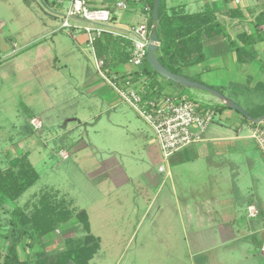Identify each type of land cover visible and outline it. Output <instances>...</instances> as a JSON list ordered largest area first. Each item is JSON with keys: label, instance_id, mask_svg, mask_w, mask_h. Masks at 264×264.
Instances as JSON below:
<instances>
[{"label": "rangeland", "instance_id": "374dc122", "mask_svg": "<svg viewBox=\"0 0 264 264\" xmlns=\"http://www.w3.org/2000/svg\"><path fill=\"white\" fill-rule=\"evenodd\" d=\"M88 1L103 7L120 0ZM251 1L264 9V0ZM68 6V0H32L30 6L0 0V168L27 154L40 175L22 197L0 209V254L11 235L9 211L21 207L32 214L48 196L70 208L73 219L33 248L32 239L23 240L22 258L73 248L86 236L77 217L85 212L101 245L90 264H264L261 235L250 234L248 213L234 223L230 211L202 203L211 186L189 178L185 167H171L170 160L165 166L159 145H148L152 129L97 74L86 36L76 43L61 30ZM217 55L207 50L209 58ZM211 77L221 93L238 96L245 107L244 96L264 98V91L225 87L232 78L228 65ZM157 78L163 93L209 104L201 95L211 94ZM33 119L42 124L39 130ZM226 215L231 219L218 220ZM263 221L261 214L252 222L259 230Z\"/></svg>", "mask_w": 264, "mask_h": 264}, {"label": "crops", "instance_id": "0c3cea01", "mask_svg": "<svg viewBox=\"0 0 264 264\" xmlns=\"http://www.w3.org/2000/svg\"><path fill=\"white\" fill-rule=\"evenodd\" d=\"M118 2H125L128 5L126 11L119 13L121 14L119 21L123 29L141 24L149 25V0ZM63 3V1L59 2L61 4L59 7L62 8ZM165 4L169 14L177 12L192 15L212 12L224 26L225 33L204 41L205 61L185 70L190 78L222 92L217 89L216 80L211 74L225 70L228 65L232 78L224 85L225 87L244 88L248 93L264 91V42H257L248 47L252 56L244 63L239 61L236 47L232 46L234 44L242 48L243 34L255 35V20L264 13V9H258V5L251 0H240L239 4H236L235 0H165ZM108 6L110 5L103 7ZM261 30H264V27H261ZM82 38L83 35H79L74 41L81 42ZM208 49L216 50L217 57L209 58ZM109 69L112 74L118 76L134 77L133 74L138 72L129 63L112 65ZM153 79L161 85V80L157 77ZM149 82L146 77L142 78V83L149 84ZM213 97L207 94L201 95V98L209 103L204 107L213 106L217 115H221L220 122L216 125L214 121L206 130L203 141L173 155L169 161L170 166L185 167L189 178L201 177L207 182L212 192L204 193L202 203L216 205L220 213L230 211L234 214L232 222H238L243 218L242 213L247 212V217L251 221L248 228H254L250 234L256 236L260 233L262 240L260 244L264 245V225L257 230V226L252 222L264 214V156L251 138V130L258 124L250 120L246 121V118L235 110L223 108V104ZM226 97L239 104L247 113L264 110V98L261 99V96H244L243 100L247 103L249 101V107L242 105L238 96ZM255 99L260 101L256 103ZM151 138L148 145H156L153 134ZM148 176L151 179V176ZM167 176L171 177L168 169ZM225 181L230 182L227 189L223 188L222 183ZM174 194L176 195L175 185ZM227 219L231 217L226 215L218 220L224 222Z\"/></svg>", "mask_w": 264, "mask_h": 264}, {"label": "trees", "instance_id": "16d2710c", "mask_svg": "<svg viewBox=\"0 0 264 264\" xmlns=\"http://www.w3.org/2000/svg\"><path fill=\"white\" fill-rule=\"evenodd\" d=\"M31 1L24 0L28 6L31 5ZM42 1L48 3L50 0ZM149 5L148 26L152 32L154 0H149ZM261 27H264V13L255 20V35L243 34L244 46L242 48L232 44L233 47H236L241 63L248 61L252 56L248 47L257 42H264V30H261ZM223 33H225L224 26L212 12L192 15L177 12L169 14L165 0H162L158 19V36L161 44L156 56L161 64L173 74L195 81L185 73V70L203 63L205 61L204 41L218 37ZM130 47V42L121 38L114 39L111 36L105 37L96 45L98 56L106 59L108 68L116 64L129 63ZM143 75L150 80L148 84L150 90L163 93L158 83L153 79L161 76L150 67L147 61ZM133 76L135 81H138L140 73L136 72ZM222 107L228 109L225 105ZM248 114L253 119V123H257L264 117V110ZM246 121H248L247 118ZM39 179L40 175L27 154L12 160L9 168H0V209H4L10 202L17 201ZM9 215L11 235L8 238L9 244L5 254H0V264H90L100 251V241L91 234V225L87 214L80 212L77 217L86 232V236L81 242L73 248L53 256L40 252L35 255V259L22 258L19 247L23 240L32 239L28 245L33 248L34 243L43 237L51 236L57 229L69 224L73 219V211L66 205L52 203L48 196H44L40 207H36L32 214L17 207L10 210ZM32 235H35L34 238L31 237Z\"/></svg>", "mask_w": 264, "mask_h": 264}, {"label": "built area", "instance_id": "2783aa9c", "mask_svg": "<svg viewBox=\"0 0 264 264\" xmlns=\"http://www.w3.org/2000/svg\"><path fill=\"white\" fill-rule=\"evenodd\" d=\"M68 3L61 16V30H66L73 40H77L79 35L86 36L97 74L114 90L120 101L129 105L152 129L164 165L176 153L203 141L206 130L217 117L215 108L201 106L186 97L155 92L149 89L148 83H142L151 36L149 26L141 24L123 29L118 14L128 9L125 2L108 7H92L88 0H68ZM235 3L239 4L240 0H235ZM107 36L130 42L129 64L140 73L138 81L130 75L112 74L106 59L98 56L96 45ZM31 124L35 130L42 127L36 119ZM251 138L264 156V122L251 130ZM164 165L159 168L161 173L165 171Z\"/></svg>", "mask_w": 264, "mask_h": 264}, {"label": "water", "instance_id": "95a60500", "mask_svg": "<svg viewBox=\"0 0 264 264\" xmlns=\"http://www.w3.org/2000/svg\"><path fill=\"white\" fill-rule=\"evenodd\" d=\"M161 2L162 0H154V8H153L154 25H153V30L150 36V44L148 47V53H147V59H146L150 67L156 73H158L161 77L167 79L168 81H171L180 86H184L186 88L201 90V91L211 94L212 96L217 98L227 108L241 113L245 118H247L251 122H254L253 119L249 116V114L239 104L227 98L224 94H222L218 90H215L200 82L192 81L184 76L173 74L161 64V62L156 56V53L158 52L160 44H161L160 38L158 36V19H159V8H160ZM262 122H264V117L259 122H257V124L262 123Z\"/></svg>", "mask_w": 264, "mask_h": 264}]
</instances>
